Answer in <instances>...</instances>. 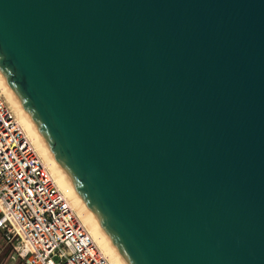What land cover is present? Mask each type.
Instances as JSON below:
<instances>
[{
	"label": "water",
	"instance_id": "water-1",
	"mask_svg": "<svg viewBox=\"0 0 264 264\" xmlns=\"http://www.w3.org/2000/svg\"><path fill=\"white\" fill-rule=\"evenodd\" d=\"M0 72L126 264H264V0H0Z\"/></svg>",
	"mask_w": 264,
	"mask_h": 264
},
{
	"label": "built area",
	"instance_id": "built-area-1",
	"mask_svg": "<svg viewBox=\"0 0 264 264\" xmlns=\"http://www.w3.org/2000/svg\"><path fill=\"white\" fill-rule=\"evenodd\" d=\"M0 234L6 264H111L0 93ZM0 249V254H2Z\"/></svg>",
	"mask_w": 264,
	"mask_h": 264
},
{
	"label": "bare ground",
	"instance_id": "bare-ground-1",
	"mask_svg": "<svg viewBox=\"0 0 264 264\" xmlns=\"http://www.w3.org/2000/svg\"><path fill=\"white\" fill-rule=\"evenodd\" d=\"M0 91L1 96L7 100L9 108L12 109L14 115H16L17 123L20 129L25 133L26 139L36 150L39 158L45 163L58 188L72 205L73 211L76 213L78 219L81 220L83 226L87 229L88 233L91 234L96 248L102 250L109 263L126 264L107 234L103 232L98 220L94 217L87 204L84 203L82 197H80L77 189L73 187L66 174L63 173L60 164L53 157L50 148L44 143L43 137L38 129L35 128L29 114L23 109L19 99H17L16 95L7 84L2 72H0Z\"/></svg>",
	"mask_w": 264,
	"mask_h": 264
},
{
	"label": "trees",
	"instance_id": "trees-1",
	"mask_svg": "<svg viewBox=\"0 0 264 264\" xmlns=\"http://www.w3.org/2000/svg\"><path fill=\"white\" fill-rule=\"evenodd\" d=\"M2 248L3 250H2V254H0V264H6L11 255V251H9V247L4 248V241L0 234V249ZM17 264H21V263L18 262Z\"/></svg>",
	"mask_w": 264,
	"mask_h": 264
},
{
	"label": "rangeland",
	"instance_id": "rangeland-1",
	"mask_svg": "<svg viewBox=\"0 0 264 264\" xmlns=\"http://www.w3.org/2000/svg\"><path fill=\"white\" fill-rule=\"evenodd\" d=\"M0 93H1V91H0ZM4 98V97H3ZM4 100H5V98H4ZM7 101V100H6Z\"/></svg>",
	"mask_w": 264,
	"mask_h": 264
}]
</instances>
